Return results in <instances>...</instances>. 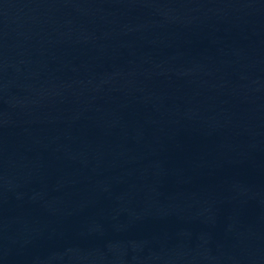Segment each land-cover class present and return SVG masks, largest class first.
<instances>
[{
  "label": "water",
  "instance_id": "obj_1",
  "mask_svg": "<svg viewBox=\"0 0 264 264\" xmlns=\"http://www.w3.org/2000/svg\"><path fill=\"white\" fill-rule=\"evenodd\" d=\"M0 264H264V0H0Z\"/></svg>",
  "mask_w": 264,
  "mask_h": 264
}]
</instances>
